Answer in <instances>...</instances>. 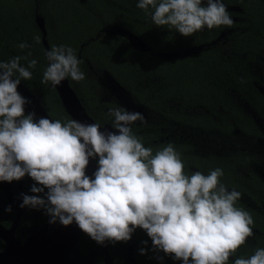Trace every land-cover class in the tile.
I'll list each match as a JSON object with an SVG mask.
<instances>
[{
  "label": "clouds",
  "instance_id": "clouds-1",
  "mask_svg": "<svg viewBox=\"0 0 264 264\" xmlns=\"http://www.w3.org/2000/svg\"><path fill=\"white\" fill-rule=\"evenodd\" d=\"M136 7L156 28L184 38L235 23L224 0H136ZM40 42L33 35L31 43H17L23 55L0 60V182H33L30 194H20L21 209L42 211L49 224L75 223L99 245L126 243L139 229L148 237L139 254H162L155 257L161 262L229 264L233 257L231 264H264V247L235 256L253 236L254 219L237 206L241 192L222 182L223 168L207 174L186 169L174 143L146 146L133 131L146 124L142 112L113 106L106 124L26 112L31 101L18 86L33 78L38 60L29 57ZM42 51L41 84L56 88L86 79L83 60L70 45ZM12 211L5 205L4 212Z\"/></svg>",
  "mask_w": 264,
  "mask_h": 264
},
{
  "label": "trees",
  "instance_id": "trees-1",
  "mask_svg": "<svg viewBox=\"0 0 264 264\" xmlns=\"http://www.w3.org/2000/svg\"><path fill=\"white\" fill-rule=\"evenodd\" d=\"M224 2L235 21L231 28L203 30L184 38L174 31L152 25L144 12L136 7V0H0V60L23 55L16 47L17 43H31L33 35L39 34L41 42L34 45L33 56L29 57L37 58L38 65L32 70L33 78L22 81V86L27 95L37 98L51 118L69 116L56 88L40 83L46 63L42 49L46 48L35 16H42L49 46L70 45L83 60L81 69L86 73V79L79 83L69 81V84L96 121L107 122L105 114L113 106L141 107L146 124L134 126L133 131L144 139L146 146L155 149L167 142L174 143L186 169L207 174L210 169L222 167L225 173L222 182L241 192V199L244 192L250 194L260 207L257 191L261 183L257 182V191L245 188L244 177L241 173L231 172L226 158L234 153V160L244 162L247 172L254 159L260 156L257 152L261 151V131L251 117L242 113L238 104L224 102L221 97L224 78L216 79L213 73L227 71L229 63L221 59V51L225 48L236 49L242 55L243 63L258 61L257 56L264 52V0ZM126 34L133 37L128 38ZM138 41L144 43L145 50L140 48ZM244 79L247 85H239L240 79L231 73L229 82L238 83L239 89L244 88L243 99L261 110V104L264 105L261 89L253 84L250 86V76ZM119 95L125 96L128 102H122ZM169 97L201 105L207 112L187 116L169 110L163 104ZM215 152L220 154L219 158L213 156ZM32 183L27 177L22 179L21 185L27 194H30ZM11 185L17 192L18 182ZM241 199L237 206L260 217L256 207H244ZM0 203V214L8 225L15 212H4L8 204L1 190ZM36 212L44 219L42 211L24 208L19 231L21 228L28 230L27 235L44 223ZM146 239V234L138 229L130 241L104 246L115 264H173L167 257L162 262L157 260L155 257L162 255L159 253L149 251L140 255L138 250L144 247L141 241ZM241 254L235 256H243ZM70 257L72 264H104L101 245L85 233L71 250Z\"/></svg>",
  "mask_w": 264,
  "mask_h": 264
},
{
  "label": "water",
  "instance_id": "water-1",
  "mask_svg": "<svg viewBox=\"0 0 264 264\" xmlns=\"http://www.w3.org/2000/svg\"><path fill=\"white\" fill-rule=\"evenodd\" d=\"M38 28L42 32V41L45 48L49 47L46 40V27L44 18L40 15L35 16ZM138 45L145 50L142 41H138ZM59 98L70 117L79 120L92 122L82 106L75 91L72 89L69 81L63 82L56 87ZM138 108L136 111H140ZM41 116H47L44 112ZM51 118V117H49ZM95 168V163L90 162L89 173ZM0 187L4 192L8 204L12 209L16 210V217L9 229L0 226V237L6 243L5 249L0 252V264H72L70 253L78 240L84 234L75 223L69 226H62L59 223L49 233H47V225L38 230L33 231L25 242L21 243L20 239L14 235L16 225L21 217L22 210L19 207L21 202L20 192L14 196L7 182H0ZM104 257V264H115L109 256L104 245H101ZM132 246L129 247V250Z\"/></svg>",
  "mask_w": 264,
  "mask_h": 264
},
{
  "label": "flooded vegetation",
  "instance_id": "flooded-vegetation-1",
  "mask_svg": "<svg viewBox=\"0 0 264 264\" xmlns=\"http://www.w3.org/2000/svg\"><path fill=\"white\" fill-rule=\"evenodd\" d=\"M119 31L122 32V30H119ZM125 33H127V32H125ZM126 35L128 38L133 37L131 34H126ZM18 91L21 93V95H23L24 97H27L31 101L30 104L26 105V112L34 110L37 114V118L41 117V114H40L41 112H44L45 114H47V112L44 111L41 108V106L39 105L36 97H34L30 94H28V95L26 94L25 87L22 86V83L18 86ZM261 94L264 95V87H261ZM118 98L122 102H124V101L128 102V99L123 95H119ZM82 106H83V104H82ZM126 108L129 110H136L138 108L141 109V107H135L133 109H130L131 105L127 106ZM84 109L86 110V113L89 116V118L91 119V121H96V119L90 115V113L87 111V109L85 107H84ZM140 112H142V110H140ZM97 117L99 118L98 115H97ZM106 123L107 122H103V124H106ZM260 145H261V151L257 152V154L260 156H258L257 159H254V161L250 167L251 170L249 169L247 172H246V169H247L246 164L244 162L234 160L235 159L234 153H231L230 157L226 158V161H228V165L230 166L229 169L231 170V172L232 173L233 172L234 173H241L242 176L244 177L245 188L250 189V191L251 190L257 191L259 189V187L257 186V182L261 183V188H260V190L257 191V194L259 195L258 198L260 199L259 200L260 205H261L260 207L258 206L257 202H255L253 200V198L250 196V194L248 195L247 193L244 192L243 197L241 199L242 203L244 204V207H250V208L256 207L259 210V213H261L260 217L259 216H253V219H254V225H253V233L254 234H253V236L249 237L248 240L246 241V244L240 246V248H238L236 253H235V255L242 253L241 255H243L244 257H247V255L248 256L251 255L256 247H264V105H263V103L261 104V144ZM208 154L211 155L212 153H208ZM213 156H215V157L217 156V158H219L220 154L215 152V153H213ZM205 159H207V158H205ZM193 170H197V169H193ZM21 183H22V180L18 181L17 192L13 191L11 183H8L10 186L11 192L13 193L14 196H17L20 192L26 193V190L23 188ZM229 189H231V188H229ZM0 190L2 191L1 187H0ZM3 194H4V192H3ZM4 196H5V194H4ZM5 200L8 204L6 196H5ZM1 210H2V205L0 203V212H1ZM13 211L15 212V217H16V210L13 209ZM23 212H24V208L22 210V214H23ZM36 213H37L38 219L40 221L43 220L44 223L41 226H39L38 228L30 230L27 235H25V234L28 232V230L24 231L23 228H21L20 231L18 230V225H19L21 217L19 218L18 223H17L16 228H15V231H14V235L20 239L21 243L25 242L26 239L29 237V235L33 231L38 230L41 227L47 225V233H49L58 224V223L49 224L48 223V219H49L48 216L44 215V219H43L38 212H36ZM22 214H21V216H22ZM15 217H14L13 221L7 225L4 221V219H2V216L0 214V226L4 229H9L11 227L12 223L14 222ZM5 246H6L5 241L3 240V238L0 237V252L5 249ZM230 259H233V257H230Z\"/></svg>",
  "mask_w": 264,
  "mask_h": 264
},
{
  "label": "rangeland",
  "instance_id": "rangeland-1",
  "mask_svg": "<svg viewBox=\"0 0 264 264\" xmlns=\"http://www.w3.org/2000/svg\"><path fill=\"white\" fill-rule=\"evenodd\" d=\"M264 52H261L263 54ZM259 54L257 56L256 62H242V55L234 48H225L221 51V59H224L229 63L227 71L218 73H213V76L224 78L223 84L224 88L221 90V97L224 99V102H235L242 109V113L246 116L251 117L258 129L261 131V110H256V108L247 103L243 98L244 88L239 89L237 84H233V81L229 82L231 78V73L236 75L240 79L239 85H247L245 76H250L252 78V83L250 86L255 85L257 88L261 89L264 87V54ZM253 55H256L254 53ZM229 82V84H227ZM251 89V88H250ZM246 98V97H245ZM164 107H167L169 110L183 113L187 116H199L207 112V109L201 105H193L186 102H182L181 98H172L163 100ZM254 107V108H253Z\"/></svg>",
  "mask_w": 264,
  "mask_h": 264
}]
</instances>
